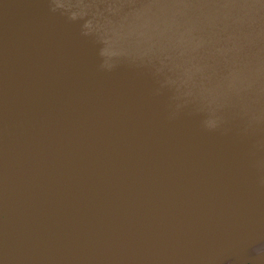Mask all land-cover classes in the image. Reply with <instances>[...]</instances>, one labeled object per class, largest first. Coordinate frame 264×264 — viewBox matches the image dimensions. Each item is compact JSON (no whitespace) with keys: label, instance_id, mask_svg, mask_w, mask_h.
<instances>
[{"label":"bare ground","instance_id":"obj_1","mask_svg":"<svg viewBox=\"0 0 264 264\" xmlns=\"http://www.w3.org/2000/svg\"><path fill=\"white\" fill-rule=\"evenodd\" d=\"M247 2L20 0V51L4 42L9 5L0 8V72L20 69L18 88L0 86V224L13 229L18 255L20 214L43 189L48 218L67 210L80 222L92 196L114 193L125 162L134 173L141 150L161 161L253 141L236 131L264 116V0ZM18 90L20 119L11 123L27 134L13 157L6 113ZM102 148L111 161L91 166ZM25 173L20 192L15 178ZM31 253L12 264H32Z\"/></svg>","mask_w":264,"mask_h":264},{"label":"water","instance_id":"obj_2","mask_svg":"<svg viewBox=\"0 0 264 264\" xmlns=\"http://www.w3.org/2000/svg\"><path fill=\"white\" fill-rule=\"evenodd\" d=\"M255 4L248 0L247 9ZM4 5H9L8 18L2 25L12 30L4 42L17 41L20 51V0H0V8ZM2 85L18 88L20 69L1 71ZM7 116L12 141L8 150L15 157L20 153V133L27 134L20 132V122L11 123L20 119V90L7 105ZM252 116L236 131L243 140H253L243 143V150L233 143L211 145L195 156H167L161 161L141 150L143 162L134 173L125 162L114 193L92 196L80 222L74 221L79 213L67 210L48 218L40 209L48 188L43 189L40 201L32 199L20 214V255L13 229L2 230L0 224V264L26 262L29 252L32 264H264V134L257 133L264 127V116ZM92 161L91 166L100 167L111 158L102 148ZM44 175L33 187L43 183ZM27 178V173L15 178L20 192ZM49 207L53 213L59 210ZM8 210H16H5L11 218ZM29 213L35 229L28 228ZM44 221L50 224L47 232H37ZM53 222H62L63 227L54 228ZM77 231L79 236L73 238ZM34 237L39 240L33 242Z\"/></svg>","mask_w":264,"mask_h":264}]
</instances>
